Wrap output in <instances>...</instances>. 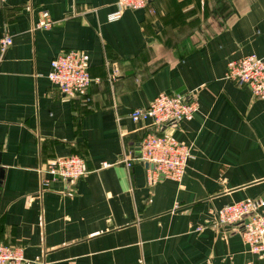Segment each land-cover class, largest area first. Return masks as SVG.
Wrapping results in <instances>:
<instances>
[{
    "label": "crops",
    "instance_id": "0c3cea01",
    "mask_svg": "<svg viewBox=\"0 0 264 264\" xmlns=\"http://www.w3.org/2000/svg\"><path fill=\"white\" fill-rule=\"evenodd\" d=\"M116 0H0V244L25 264H264L239 226L209 225L225 205L264 199V100L226 78L264 58V0H154L110 22ZM55 22L34 30L41 13ZM87 57L92 103L51 83V62ZM116 78L109 83L108 78ZM161 93L199 111L162 131L191 147L181 182H148L136 158L149 122L130 112ZM78 155L86 174L49 188V160ZM203 227L202 231L197 229Z\"/></svg>",
    "mask_w": 264,
    "mask_h": 264
},
{
    "label": "built area",
    "instance_id": "2783aa9c",
    "mask_svg": "<svg viewBox=\"0 0 264 264\" xmlns=\"http://www.w3.org/2000/svg\"><path fill=\"white\" fill-rule=\"evenodd\" d=\"M2 2L5 0H1ZM154 0H116V11L108 17L110 22L119 20L126 10L147 8ZM55 22L49 12L41 13L34 30H48ZM13 44L11 36L0 40V51L4 53ZM48 78L61 94L67 98L80 100L89 105V93L94 79L89 71L87 57L79 50H70L51 62ZM116 78L111 75L109 83ZM226 78L239 86H247L257 99L264 100V58L255 54L247 55L228 64ZM199 103L191 94L161 93L148 107L130 112L135 123L149 122L150 133L143 139L136 158L125 159L126 165L142 163L148 166V182L155 185L161 178L181 182L185 176L188 161L192 156L191 147L182 144L162 133L168 126H178L183 121H191L199 111ZM85 160L78 155L49 160L40 169L41 174L51 177L43 180L42 186L49 188L51 182L58 180L69 184L78 182L86 174ZM213 227L239 226L250 251L264 255V199L246 200L225 205L217 212ZM200 227L197 230L202 231ZM24 249L20 245L0 244V264H25Z\"/></svg>",
    "mask_w": 264,
    "mask_h": 264
},
{
    "label": "water",
    "instance_id": "95a60500",
    "mask_svg": "<svg viewBox=\"0 0 264 264\" xmlns=\"http://www.w3.org/2000/svg\"><path fill=\"white\" fill-rule=\"evenodd\" d=\"M3 176H4L3 171L0 168V187H1V184H2Z\"/></svg>",
    "mask_w": 264,
    "mask_h": 264
},
{
    "label": "trees",
    "instance_id": "16d2710c",
    "mask_svg": "<svg viewBox=\"0 0 264 264\" xmlns=\"http://www.w3.org/2000/svg\"><path fill=\"white\" fill-rule=\"evenodd\" d=\"M8 245V244H7Z\"/></svg>",
    "mask_w": 264,
    "mask_h": 264
}]
</instances>
